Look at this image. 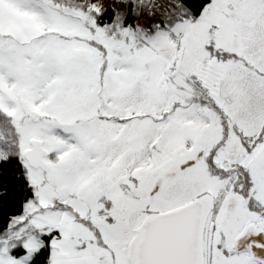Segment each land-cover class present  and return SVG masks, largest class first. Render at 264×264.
Segmentation results:
<instances>
[{"label": "snow or ice", "instance_id": "6c2138e0", "mask_svg": "<svg viewBox=\"0 0 264 264\" xmlns=\"http://www.w3.org/2000/svg\"><path fill=\"white\" fill-rule=\"evenodd\" d=\"M0 264H264V0H0Z\"/></svg>", "mask_w": 264, "mask_h": 264}]
</instances>
